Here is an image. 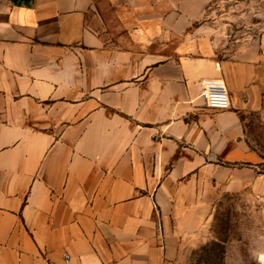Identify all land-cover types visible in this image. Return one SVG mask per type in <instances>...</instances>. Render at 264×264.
<instances>
[{"label":"crops","instance_id":"0c3cea01","mask_svg":"<svg viewBox=\"0 0 264 264\" xmlns=\"http://www.w3.org/2000/svg\"><path fill=\"white\" fill-rule=\"evenodd\" d=\"M214 1L0 0V264H170L202 194L264 200L263 76L218 57Z\"/></svg>","mask_w":264,"mask_h":264},{"label":"rangeland","instance_id":"374dc122","mask_svg":"<svg viewBox=\"0 0 264 264\" xmlns=\"http://www.w3.org/2000/svg\"><path fill=\"white\" fill-rule=\"evenodd\" d=\"M206 22L218 57L240 52L261 71V106L247 114V140L264 160V0H215ZM200 199L170 264H264V200L248 190Z\"/></svg>","mask_w":264,"mask_h":264},{"label":"built area","instance_id":"2783aa9c","mask_svg":"<svg viewBox=\"0 0 264 264\" xmlns=\"http://www.w3.org/2000/svg\"><path fill=\"white\" fill-rule=\"evenodd\" d=\"M201 97L209 109L226 111L231 108L230 93L226 83L221 78H208L201 84ZM66 264H69V255L65 256Z\"/></svg>","mask_w":264,"mask_h":264}]
</instances>
